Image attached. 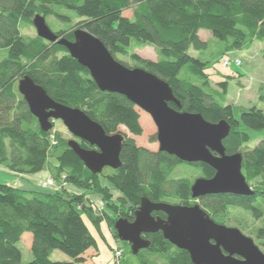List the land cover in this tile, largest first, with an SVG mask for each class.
Returning <instances> with one entry per match:
<instances>
[{
  "label": "trees",
  "instance_id": "16d2710c",
  "mask_svg": "<svg viewBox=\"0 0 264 264\" xmlns=\"http://www.w3.org/2000/svg\"><path fill=\"white\" fill-rule=\"evenodd\" d=\"M36 15L73 28H50L60 38L73 41L76 29L88 30L116 60L118 55L127 56L134 61V68L167 82L181 106L170 103V107L201 114L210 123L228 122L231 132L223 143L226 154L242 155V173L254 195L206 196L201 198L204 210L222 225L230 208L248 212L254 219L264 216V140L254 149L247 147L248 130L264 131V112L251 108L237 119L234 107L226 102V93L213 86L207 72L212 63L231 52L264 43V0H0V166L20 175L47 169L61 186L58 191H45L0 184V264H24L18 244L25 234L32 235L33 260L27 264H88L85 255L97 251L98 244L85 219L101 234L104 220L100 216L106 210L107 222L118 238L116 222L120 218L133 222L143 198L155 203L196 204L191 188L197 178H178L181 167L191 168L199 178L210 179L215 174L207 165L150 152L126 137L122 166L94 175L69 148V140L53 132L55 125L50 132H43L19 92V82L26 75L56 102L84 111L109 135L121 127L134 136H141L143 130L136 106L122 95L102 92L65 47L37 34H23L34 28ZM75 20L79 23L74 28ZM202 31L218 41L215 62L190 54L191 50L209 49V42L200 37ZM146 46L155 48V61L135 53ZM80 144L93 149L86 142ZM110 186L121 197L114 200ZM92 195L101 197V208L92 206ZM153 216L166 217L163 213ZM257 237L264 240V227ZM144 238L150 246L137 255L142 264H162L161 259L165 264H193L190 254L172 245L161 232ZM56 251L71 261H52Z\"/></svg>",
  "mask_w": 264,
  "mask_h": 264
},
{
  "label": "water",
  "instance_id": "95a60500",
  "mask_svg": "<svg viewBox=\"0 0 264 264\" xmlns=\"http://www.w3.org/2000/svg\"><path fill=\"white\" fill-rule=\"evenodd\" d=\"M32 23L40 38L65 47L89 71L102 92L122 95L151 116L157 127L159 152L184 163L207 165L215 171L210 179L194 181V200L212 195H254L242 173V155L226 154L223 143L231 132L228 122L210 123L201 114L170 107L173 103L181 108L167 82L144 69L126 67L88 30L76 29L71 41L55 34L41 15H36ZM19 92L43 132H50L56 121L63 123L75 137L68 141L69 148L92 174L122 166L121 152L126 139L123 133L107 134L81 109L56 102L28 75L20 80ZM77 139L93 149L82 147ZM154 213H163L166 218L154 217ZM115 231L120 241L131 245L134 256L149 248L145 235L161 232L172 245L187 251L193 264H264V253L253 239L237 228L216 223L199 204L155 203L143 198L135 220L120 218Z\"/></svg>",
  "mask_w": 264,
  "mask_h": 264
},
{
  "label": "rangeland",
  "instance_id": "374dc122",
  "mask_svg": "<svg viewBox=\"0 0 264 264\" xmlns=\"http://www.w3.org/2000/svg\"><path fill=\"white\" fill-rule=\"evenodd\" d=\"M125 15L131 16V13L126 12ZM47 23L54 31H70L73 29H68V27L62 26L54 18L48 19ZM78 23L79 20H75L73 22V27L75 28V25ZM23 34L34 36L37 33L35 28H29L24 30ZM200 36L204 41L209 42V49L202 52L191 50L190 54L201 61L215 62V58L218 55L217 52L219 49V44H217L218 41L206 31H202ZM135 53L146 60L155 61L157 59L156 50L152 46L136 49ZM117 59L129 65L130 67H135L134 61L127 56L118 55ZM225 59H228L231 62L230 66L225 67L223 63V60ZM236 61H240L241 64L239 67L235 65ZM210 70V79L213 86L226 93V102L227 104L234 107L235 116L237 119L240 118V115L243 111L249 110L251 108H257L264 112V100H261V97L264 95V43L256 42L250 50L233 51L228 54L226 58H221L216 64L212 63ZM229 76L232 77L230 78ZM221 82L226 83L225 87L220 85ZM136 110L140 116V124L143 130L142 135L134 136L125 127H121L118 132L123 133L126 137L134 139L137 143V146L139 147L145 148L153 153L159 152L157 127L155 123L149 114L138 108H136ZM53 132L60 133L67 141L75 139V137L69 133L61 121L55 122V128ZM248 134L250 136V142L247 144V147L250 149H254L262 140H264V131L248 130ZM80 141L81 140H78L79 143ZM10 172L11 171L8 169L0 166V184H8L11 181L10 183H13L11 185L18 187L17 185H20V182L25 183L27 181H32L35 185L34 189L38 188L45 191H58L61 189L60 185L55 186L52 184V174L47 169L34 175H21L18 177L20 181L11 178L10 175H8ZM177 172L178 178H199V175L193 173L192 169L189 167L183 166L178 169ZM12 180L14 181L12 182ZM19 187L21 189H25L22 188L21 185ZM110 188L112 189L111 193L114 200L121 197V194L117 192L113 186H110ZM67 189L69 191H75V189L71 187H68ZM91 199L92 203L101 208V197L92 195ZM196 204H199L203 209H205L201 199L196 200ZM196 204L193 203V205ZM106 214L107 211L105 210L103 211V215L100 216L104 220L101 224L103 225L101 231L104 234H102V232L99 234L94 226L89 222V220L85 219L92 235L98 242L97 251L90 250L85 255L88 260V264H114L116 258H118L117 251H120L122 254H124L119 264H142L139 257L132 254L131 245L127 242L120 241L119 238L115 236L113 233V228L107 222ZM225 226L239 229L245 236L253 239L255 244L264 253V240H259L257 237V231L264 227V216L261 219H254V217H252L248 212L230 208L228 217L225 218ZM104 230H106V232ZM108 239L110 242H108ZM31 243L32 235L25 234L21 242L18 244V248L22 251L24 264H27L33 260ZM155 256L160 258L159 255ZM51 260L55 262L71 261L67 255L60 251H56L51 256ZM161 263L165 264V261L161 259Z\"/></svg>",
  "mask_w": 264,
  "mask_h": 264
},
{
  "label": "crops",
  "instance_id": "0c3cea01",
  "mask_svg": "<svg viewBox=\"0 0 264 264\" xmlns=\"http://www.w3.org/2000/svg\"><path fill=\"white\" fill-rule=\"evenodd\" d=\"M200 37H201V36H200ZM210 71H211L210 69L207 71L209 75H211ZM8 175H10V177L13 178L14 180L20 181L19 178H18V177L21 176L20 174H16V173H12V172H10ZM14 180H12V182H13ZM26 181H27V180H26ZM10 182H11V181H10ZM10 182H9L8 184H13V183H10ZM20 185H21L22 188H25V189H27V190H32V189L35 188L34 182H32V181H27V182H25V183L20 182ZM20 185H17L18 188H20V187H19ZM88 227H89V226H88ZM102 228H103V225H101V230H102ZM89 229H90V228H89ZM104 231L106 232V230H104ZM102 234H104V233L102 232ZM104 236H105V235H104ZM96 241H97V240H96ZM108 242H110L109 239H108ZM97 243H98V242H97Z\"/></svg>",
  "mask_w": 264,
  "mask_h": 264
},
{
  "label": "built area",
  "instance_id": "2783aa9c",
  "mask_svg": "<svg viewBox=\"0 0 264 264\" xmlns=\"http://www.w3.org/2000/svg\"><path fill=\"white\" fill-rule=\"evenodd\" d=\"M226 58V57H225ZM224 59V58H223ZM223 63H224V65H225V67L227 66H230L231 65V62L228 60V59H225V60H223ZM240 61H236V66H240ZM52 184H54L55 186H58L55 182H54V180H52ZM93 205L92 206H94V208H97V206H96V204H94V203H92ZM117 254H118V258H116V260H115V263L114 264H119V262H120V260H121V258H122V256H123V254H122V252H120V251H117Z\"/></svg>",
  "mask_w": 264,
  "mask_h": 264
},
{
  "label": "flooded vegetation",
  "instance_id": "af4514ba",
  "mask_svg": "<svg viewBox=\"0 0 264 264\" xmlns=\"http://www.w3.org/2000/svg\"><path fill=\"white\" fill-rule=\"evenodd\" d=\"M165 218H166V217H165ZM165 218H163V219H165ZM134 220H135V219H134ZM134 220H133V221H134ZM145 236H146V235H145ZM145 236H144V237H145Z\"/></svg>",
  "mask_w": 264,
  "mask_h": 264
},
{
  "label": "bare ground",
  "instance_id": "6f19581e",
  "mask_svg": "<svg viewBox=\"0 0 264 264\" xmlns=\"http://www.w3.org/2000/svg\"><path fill=\"white\" fill-rule=\"evenodd\" d=\"M115 253V252H114Z\"/></svg>",
  "mask_w": 264,
  "mask_h": 264
}]
</instances>
